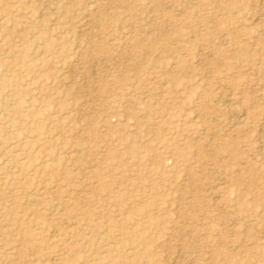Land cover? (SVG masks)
<instances>
[{"label":"rangeland","instance_id":"obj_1","mask_svg":"<svg viewBox=\"0 0 264 264\" xmlns=\"http://www.w3.org/2000/svg\"><path fill=\"white\" fill-rule=\"evenodd\" d=\"M8 4L0 264H264V0Z\"/></svg>","mask_w":264,"mask_h":264},{"label":"bare ground","instance_id":"obj_2","mask_svg":"<svg viewBox=\"0 0 264 264\" xmlns=\"http://www.w3.org/2000/svg\"><path fill=\"white\" fill-rule=\"evenodd\" d=\"M8 1L9 0H2V3H3V6H2V9H4V8H8L9 7V4H8ZM7 51V50H6ZM95 67V66H94ZM223 99V98H222ZM223 103V102H222ZM225 103V102H224ZM231 112H233V110L231 111ZM242 114V113H241ZM233 115V114H232ZM237 118V117H236ZM237 119H239V118H237ZM237 119H236V121H237ZM242 119V118H241ZM240 119V120H241ZM245 119V118H244ZM244 122V121H243ZM238 123V122H237ZM236 123V124H237ZM240 123H242V122H240ZM235 126V125H234ZM263 128V127H262ZM261 130H263V129H261ZM262 139H264V136H263V138Z\"/></svg>","mask_w":264,"mask_h":264}]
</instances>
